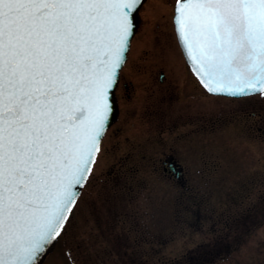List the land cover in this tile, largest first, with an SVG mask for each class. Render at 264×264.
<instances>
[{"label":"rangeland","instance_id":"1","mask_svg":"<svg viewBox=\"0 0 264 264\" xmlns=\"http://www.w3.org/2000/svg\"><path fill=\"white\" fill-rule=\"evenodd\" d=\"M174 3L138 9L117 118L43 264H264V97L201 86ZM168 153L184 185L163 173Z\"/></svg>","mask_w":264,"mask_h":264},{"label":"snow or ice","instance_id":"2","mask_svg":"<svg viewBox=\"0 0 264 264\" xmlns=\"http://www.w3.org/2000/svg\"><path fill=\"white\" fill-rule=\"evenodd\" d=\"M144 0H0V264H43L81 196ZM213 95L264 97V0H176Z\"/></svg>","mask_w":264,"mask_h":264},{"label":"flooded vegetation","instance_id":"3","mask_svg":"<svg viewBox=\"0 0 264 264\" xmlns=\"http://www.w3.org/2000/svg\"><path fill=\"white\" fill-rule=\"evenodd\" d=\"M162 77V76H161ZM163 173L169 179L184 185L187 180V169L172 153L164 155L161 159Z\"/></svg>","mask_w":264,"mask_h":264},{"label":"water","instance_id":"4","mask_svg":"<svg viewBox=\"0 0 264 264\" xmlns=\"http://www.w3.org/2000/svg\"><path fill=\"white\" fill-rule=\"evenodd\" d=\"M140 8V7H139ZM138 8V9H139ZM138 9H137V11L134 13V28H133V35H134V33H135V30H136V27H137V24H138V16H137V12H138ZM175 29H176V27H175ZM133 37V36H132ZM177 37H178V35H177ZM131 40H132V38L130 39V45H131ZM178 40H179V38H178ZM180 43V42H179ZM180 46H181V44H180ZM181 48H182V51H183V53H184V50H183V47L181 46ZM184 56H185V58H186V60H187V62L190 64V66H191V68H192V65H191V62L188 60V58H187V56H186V54L184 53ZM127 57H128V52L127 53H125V58H126V60H127ZM192 70H193V68H192ZM195 73V72H194ZM119 76H120V73H119ZM112 103H113V112H112V116H111V118H110V124H109V126L115 121V119H116V117H117V103H116V99H115V89H114V95H113V97H112ZM82 191V190H81ZM55 243V242H54ZM54 245V244H53ZM53 247V246H52ZM52 247L50 248V249H52ZM50 249L48 250V252H47V254L49 253V251H50ZM47 254H46V256H47ZM45 259V258H44Z\"/></svg>","mask_w":264,"mask_h":264},{"label":"bare ground","instance_id":"5","mask_svg":"<svg viewBox=\"0 0 264 264\" xmlns=\"http://www.w3.org/2000/svg\"><path fill=\"white\" fill-rule=\"evenodd\" d=\"M173 9H174V8H172V12L174 11ZM173 13H174V12H173Z\"/></svg>","mask_w":264,"mask_h":264}]
</instances>
